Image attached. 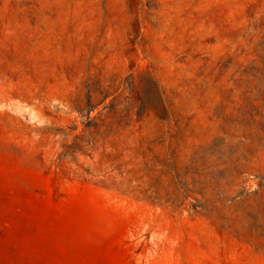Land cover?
Instances as JSON below:
<instances>
[{"label": "rangeland", "instance_id": "374dc122", "mask_svg": "<svg viewBox=\"0 0 264 264\" xmlns=\"http://www.w3.org/2000/svg\"><path fill=\"white\" fill-rule=\"evenodd\" d=\"M0 264H264V0H0Z\"/></svg>", "mask_w": 264, "mask_h": 264}]
</instances>
